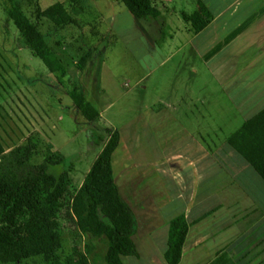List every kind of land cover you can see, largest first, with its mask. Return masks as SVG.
Here are the masks:
<instances>
[{
	"label": "crops",
	"instance_id": "obj_1",
	"mask_svg": "<svg viewBox=\"0 0 264 264\" xmlns=\"http://www.w3.org/2000/svg\"><path fill=\"white\" fill-rule=\"evenodd\" d=\"M200 1L207 21L196 30L182 15L196 4L185 10L169 6L172 0H156L158 15L146 17V32L157 37L154 42L163 56L158 66L173 60L174 67L148 71L155 73L151 85L161 86L157 106L150 107V125L154 130L159 125L162 135L159 148L148 149L150 131L128 133L120 194L133 212L137 253L126 256L124 264H167L163 252L168 223L179 214L188 222V231L177 264H209L221 252L231 254L236 264H264V189L255 183L248 187L231 174L234 166L245 173L249 165L225 142L264 107V0ZM89 3L99 7L105 19L109 3ZM84 10L91 12L82 5ZM94 50L84 52L78 71ZM81 88L95 107L100 94ZM231 124L239 125L227 131L219 146L208 144V138ZM173 139H187L191 145L172 148ZM247 198L252 205L239 204L238 199Z\"/></svg>",
	"mask_w": 264,
	"mask_h": 264
},
{
	"label": "rangeland",
	"instance_id": "obj_2",
	"mask_svg": "<svg viewBox=\"0 0 264 264\" xmlns=\"http://www.w3.org/2000/svg\"><path fill=\"white\" fill-rule=\"evenodd\" d=\"M56 1L61 0H18L26 14L37 22L47 43L62 58L67 70L65 78L83 86L88 94L90 91L100 94L94 104L102 117L89 122L79 114L65 88L47 71L41 59L31 54L0 4V143L5 151L31 146L33 163H40L49 152L59 150L65 156V164L58 165L56 169L61 170L71 164L69 174L73 184L78 186L108 136L105 128L117 129L120 139L112 155L113 175L120 193H124L125 184L122 182L128 162V133L134 129L150 131L145 139L149 150L152 149L150 146L159 148L162 143L159 125L155 130L150 125V107L153 104L157 106L161 86L151 85V81L162 68L170 66L173 69L174 61L158 66L163 56L154 42L157 37L152 38L146 32L148 19L135 18L121 2L103 0L109 3L106 4L104 19L99 7L92 8L89 3L92 0H78L71 11L77 25L57 27L45 18L35 19L36 5L43 8ZM167 4H174L177 9L192 10L195 1L172 0ZM82 5L89 7L91 12H82ZM91 24L102 32L101 35H92ZM87 49L95 50L85 68L78 71L76 63ZM157 66L159 68L154 74L148 73L149 69ZM238 125L231 124L229 128L216 132L207 139L208 144L219 146L227 131ZM189 142L183 139L179 143L173 139L171 147L188 148ZM150 158L148 154L147 159ZM233 168L231 174L247 181L248 187L255 183L264 189V182L251 167L248 166L245 173L238 170V165ZM238 200L240 205H252L248 198ZM61 223L60 260L70 251L74 228L67 214H63ZM89 244L90 263L105 264V240L92 239ZM123 260L125 262L126 257ZM18 264L46 263L41 257H34Z\"/></svg>",
	"mask_w": 264,
	"mask_h": 264
},
{
	"label": "trees",
	"instance_id": "obj_3",
	"mask_svg": "<svg viewBox=\"0 0 264 264\" xmlns=\"http://www.w3.org/2000/svg\"><path fill=\"white\" fill-rule=\"evenodd\" d=\"M118 1L135 18L155 17L159 13L156 0ZM194 1L198 7L182 15L192 21L196 30L207 19L201 13V1ZM77 3L78 0H65L43 8L36 5L34 17L45 18L57 27L77 25L71 12ZM0 4L31 54L40 58L47 71L65 88L79 114L89 122L98 120L99 113L81 86L65 78L67 70L62 58L47 43L37 22L26 14L18 0H0ZM90 31L94 36L98 34L93 25ZM84 55L77 67L84 62ZM106 130L109 135L78 186L69 174L71 164L56 169L65 164V156L59 150H52L40 163H33L31 146L5 151L0 143V264H18L34 257H41L46 264H91L89 242L101 238L106 243L105 264H124V257L137 253L132 239L133 212L121 196L113 175L112 155L120 134L117 129ZM225 142L264 182V107L245 119ZM63 214L72 219L74 228L70 251L60 260ZM187 231L188 222L183 215L170 219L163 252L167 264L180 261ZM209 264L236 263L231 254L221 252Z\"/></svg>",
	"mask_w": 264,
	"mask_h": 264
}]
</instances>
